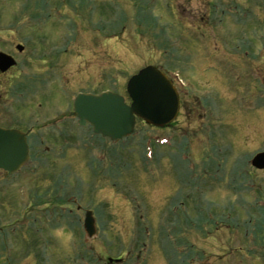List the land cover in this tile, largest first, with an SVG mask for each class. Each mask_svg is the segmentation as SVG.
Segmentation results:
<instances>
[{
	"label": "rangeland",
	"instance_id": "rangeland-1",
	"mask_svg": "<svg viewBox=\"0 0 264 264\" xmlns=\"http://www.w3.org/2000/svg\"><path fill=\"white\" fill-rule=\"evenodd\" d=\"M0 53V128L30 148L0 170V264H264V0H0ZM145 67L183 83L172 122L77 125V94L130 105Z\"/></svg>",
	"mask_w": 264,
	"mask_h": 264
},
{
	"label": "water",
	"instance_id": "water-1",
	"mask_svg": "<svg viewBox=\"0 0 264 264\" xmlns=\"http://www.w3.org/2000/svg\"><path fill=\"white\" fill-rule=\"evenodd\" d=\"M17 51L23 48L18 45ZM15 66V61L0 53V73ZM131 100L130 105L114 93L100 95L79 94L72 104L78 124H89L96 135L111 141L121 140L132 134L135 119L155 127H162L174 120L178 112V95L168 79L154 67H145L130 78L126 87ZM28 159L25 134L12 129L0 128V170L8 175L17 173ZM251 166L264 170V153L257 154L251 160ZM83 226L87 238L95 230V221L91 212H86Z\"/></svg>",
	"mask_w": 264,
	"mask_h": 264
},
{
	"label": "flooded vegetation",
	"instance_id": "flooded-vegetation-1",
	"mask_svg": "<svg viewBox=\"0 0 264 264\" xmlns=\"http://www.w3.org/2000/svg\"><path fill=\"white\" fill-rule=\"evenodd\" d=\"M244 55H246L245 53H244ZM196 66L199 68L200 67V65L199 64H196ZM194 67V66H193ZM204 70H203V72H205L204 74H208L209 72H211L210 71V69L209 68H203ZM195 70V69H194ZM200 70H201V68L199 69V71L197 72L196 70V72H197V76H199L200 77V75H202L201 77H200V79L201 78H205L207 81H208V79H209V77H211L210 75H203V74H201V72H200ZM196 74V73H195ZM260 76H261V73H259V74H256V78L259 80V84H260ZM210 81V80H209ZM214 81V83L216 84L215 86H217L218 85V82H220L219 80H217V79H215V80H213ZM174 87H175V89H176V92H177V94H178V102H179V104H178V113H179V110H181V101H180V92H181V84H183L182 83V81H181V79H180V77H179V75L178 74H176L175 75V79H174ZM210 83H212V81H210ZM221 84H223V83H221ZM218 87H219V89L218 90H216V87L215 88H212V92L213 93H220V94H225V96H227L228 95V87H225V86H220V85H218ZM237 88V86L236 85H232V88H230L229 87V89H231L230 91L232 92L234 89H236ZM195 89V88H194ZM238 91V88L236 89V92ZM211 93V91H205L204 93H203V91H201V93H198V94H201V95H203V94H205V96H206V94H210ZM238 93H240V91H238ZM201 95H200V97H201ZM259 95V94H258ZM241 97L242 96H239V95H237V96H235V99H236V101L238 102V104H240L242 101H241ZM241 101V102H240ZM202 100L200 101V104L198 103V102H196L197 104H195V102L193 103V105H194V108H195V110L197 111V113H198V115H199V117L200 116H202V114L204 113L202 110H203V104H202ZM241 105V104H240ZM205 107V106H204ZM220 111L222 112V110H221V108H220ZM178 113H177V115H178ZM219 113V112H218ZM224 114V113H223ZM71 116L73 115V116H75V118L77 119V116L75 115V114H70ZM205 115V114H204ZM201 118V117H200ZM203 118V117H202ZM201 118V119H202ZM76 123H77V120H76ZM86 126H88V125H86ZM85 126V127H86ZM171 126V124L169 125V126H167V128L168 127H170ZM165 127V126H164ZM24 133H27V136H26V139L28 138V136H29V133H28V131L27 132H24ZM28 141V140H27ZM48 151V149H46V152ZM29 153H30V148H29ZM29 159H30V154H29Z\"/></svg>",
	"mask_w": 264,
	"mask_h": 264
}]
</instances>
